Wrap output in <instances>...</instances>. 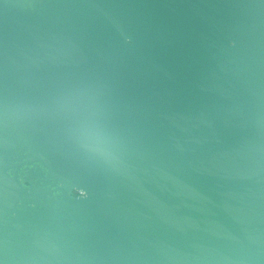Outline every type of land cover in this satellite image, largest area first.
<instances>
[{"label": "water", "instance_id": "1", "mask_svg": "<svg viewBox=\"0 0 264 264\" xmlns=\"http://www.w3.org/2000/svg\"><path fill=\"white\" fill-rule=\"evenodd\" d=\"M0 264H264V0H0Z\"/></svg>", "mask_w": 264, "mask_h": 264}]
</instances>
